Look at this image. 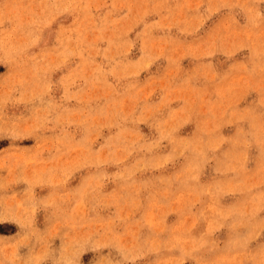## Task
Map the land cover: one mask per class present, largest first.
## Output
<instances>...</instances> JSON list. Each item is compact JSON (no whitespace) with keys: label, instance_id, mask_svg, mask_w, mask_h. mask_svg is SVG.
<instances>
[{"label":"rangeland","instance_id":"374dc122","mask_svg":"<svg viewBox=\"0 0 264 264\" xmlns=\"http://www.w3.org/2000/svg\"><path fill=\"white\" fill-rule=\"evenodd\" d=\"M0 264H264V0H0Z\"/></svg>","mask_w":264,"mask_h":264}]
</instances>
